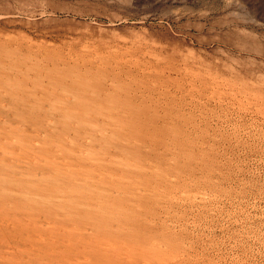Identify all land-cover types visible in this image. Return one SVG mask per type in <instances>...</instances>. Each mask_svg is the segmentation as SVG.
Wrapping results in <instances>:
<instances>
[{
  "label": "rangeland",
  "instance_id": "obj_1",
  "mask_svg": "<svg viewBox=\"0 0 264 264\" xmlns=\"http://www.w3.org/2000/svg\"><path fill=\"white\" fill-rule=\"evenodd\" d=\"M80 1L0 0V264H264V0ZM144 36L168 75L41 62Z\"/></svg>",
  "mask_w": 264,
  "mask_h": 264
},
{
  "label": "bare ground",
  "instance_id": "obj_2",
  "mask_svg": "<svg viewBox=\"0 0 264 264\" xmlns=\"http://www.w3.org/2000/svg\"><path fill=\"white\" fill-rule=\"evenodd\" d=\"M83 1L86 2L85 0H83ZM83 1H82V3H84ZM103 1H106V0H103ZM111 2L106 4L107 6H109V8L111 5L112 6L115 5L119 1L117 0L112 4H111ZM85 4H88V3L86 2ZM89 4H91V3H89ZM94 4L97 6V4L95 2H94ZM100 5L101 4H98V6H100ZM37 6L35 5L32 8L26 7V6H24V7L21 6L20 10H21V12L23 10H26L25 13H27L30 16L34 15V14H38L40 16H43L44 18L48 17L45 19L53 21V22L59 21V19H56V18H59V16H58L59 14L56 16V18L50 17V14L51 13L55 14V12H54L55 9L57 11L63 12L66 14V17L71 18V19L65 20L70 29L66 30V31H65V29L64 30L63 29H61V30L56 29L59 22L61 23V21H59V22H57V25L52 26V28L49 31L52 32L51 30H53L55 34H58L61 32L66 34V32H67V33H70L72 35V37L78 38V39L84 38L83 35H85V33L84 32H80V33L75 32L77 25L85 24L82 21L87 20V19H90V20L102 19V18H98V16L96 15L99 12H96V11L93 12L90 8L88 9V6L85 9L83 7L62 9V8H59L58 6L56 8V6H55V8L54 7L51 8L52 10H54V11L51 10V12L48 10V8H45V5H44V7L41 6L40 8H36ZM49 6H46V7H49ZM92 6L93 5H91V8H92ZM51 7H52V5H51ZM105 8L106 7H104V9ZM57 11H56V13H57ZM110 13L111 12L109 11V14ZM103 16H104V14H103ZM106 19H108L110 23H113V21L116 20V19H114L113 15H111L110 17H107ZM65 21H64V23L66 24ZM55 24H56V22H55ZM61 25H63V24H61ZM100 34H101V32H100ZM144 37L145 38H143V37H140V38L143 40V43L145 44V46H143V48H140L139 50L135 49V50L129 51L127 54L126 53H120V54L116 53L115 56H111V55L102 56L103 54L92 55L91 53H86V54L80 53V54H74L73 56L48 55L41 62L52 66L50 71L47 72L48 75L60 77V78H70L72 80H78V79H113V80H116V79H121V78H149V79H151V78H160L162 76L168 75L169 72L166 70L167 68L165 69L166 66L163 65L162 61L166 60L167 57H170V55L167 54V55H169V56H167L165 54L167 57H164L159 52L161 54V56L159 57V53L157 51H155V52H157L158 55L154 51H152L155 48L154 47L155 45L153 46L154 47L153 48V47H151L152 46L151 44H154L155 41L153 39H151L150 37L149 38H146V36H144ZM91 39L94 40V36H92ZM98 39L101 41V38H98ZM81 40H83V39H81ZM157 49H158V51L159 50L161 51V49H164V47H162L161 49L159 47H157ZM152 52H154L155 54H153ZM163 52H165V51H163ZM172 53H173V51H172ZM177 54H179V53H177ZM162 56L164 57V59L161 58ZM171 56H173V55H171ZM176 56H181V60H182V55L179 54ZM183 56H184V54H183ZM33 58L36 59L35 56H33ZM171 59H172V57H171ZM167 60H169V58ZM36 61H37V59H36ZM175 61H177V59H175ZM178 62L179 61H177V63ZM168 63H169V61H168ZM176 65L179 66L180 64L179 65L176 64ZM168 66H169V64H168ZM171 67L173 68L174 66H171ZM177 69L178 68H175L171 72L175 73V72H177ZM180 69H184V68H180ZM164 70H166L167 73L164 72ZM197 71L198 70H196V72ZM187 72L185 71L184 73H187ZM190 72H188L187 74L189 75ZM196 72H195V74H196ZM197 73L200 74L199 72H197ZM192 74L194 75V73H192ZM176 76H175V78H177ZM167 77H169V76H167ZM170 77H171V75H170ZM163 79H164V77H163Z\"/></svg>",
  "mask_w": 264,
  "mask_h": 264
}]
</instances>
